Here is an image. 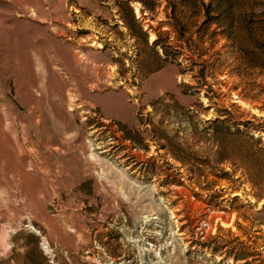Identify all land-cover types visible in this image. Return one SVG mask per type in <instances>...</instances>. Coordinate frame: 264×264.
<instances>
[{"label": "rangeland", "instance_id": "rangeland-1", "mask_svg": "<svg viewBox=\"0 0 264 264\" xmlns=\"http://www.w3.org/2000/svg\"><path fill=\"white\" fill-rule=\"evenodd\" d=\"M123 1L0 0V264H264V0Z\"/></svg>", "mask_w": 264, "mask_h": 264}, {"label": "trees", "instance_id": "trees-1", "mask_svg": "<svg viewBox=\"0 0 264 264\" xmlns=\"http://www.w3.org/2000/svg\"><path fill=\"white\" fill-rule=\"evenodd\" d=\"M130 1L131 0H124L123 3L124 5H126V9H127V17H128V21L131 25H137L139 26V21L138 19L135 17V13L133 11V7L130 5ZM140 4V12L142 13L143 16H145L143 13L146 12L147 14L155 12V9L157 7V5L159 4L158 0H135ZM183 2H187L190 3L191 6L193 8H196L194 10H201L204 11L205 16L210 17L211 12H215L217 13L215 15V17L217 19H221V18H229V23L231 22V15L233 14V10L235 5H237V2H239V0H215L212 2L208 1L207 3H199V1L197 0H182ZM174 4V3H173ZM172 4V5H173ZM200 5V6H199ZM168 16L169 19H174L176 20V11L175 8H173V10L169 13L166 14ZM243 21H245V29L250 37V39H252V45L250 48H258L256 52H250L247 49H244L246 51V53H248L249 55V59L250 61L255 65V66H259L261 68L264 69V38L262 35L261 30V25H255L254 22H252L251 20H245V18L243 17L242 19ZM243 27V26H242ZM145 33V31H144ZM147 36V34H145ZM262 36V38H261ZM157 39L158 37L156 36V38L152 41L153 44H157ZM253 53V54H252ZM214 248V247H213ZM212 248V249H213ZM234 261L237 260H244L243 264H249V261L246 260L247 258V254L246 253H231L230 255ZM256 260V259H254ZM261 261V260H260ZM260 261H257L258 263L255 264H260ZM264 261V260H263ZM234 264V263H233Z\"/></svg>", "mask_w": 264, "mask_h": 264}]
</instances>
